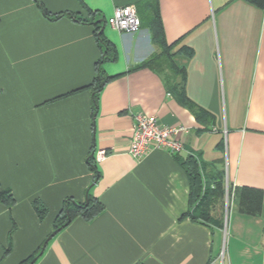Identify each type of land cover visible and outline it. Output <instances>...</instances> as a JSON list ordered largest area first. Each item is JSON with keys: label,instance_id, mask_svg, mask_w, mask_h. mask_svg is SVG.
Wrapping results in <instances>:
<instances>
[{"label": "crops", "instance_id": "0c3cea01", "mask_svg": "<svg viewBox=\"0 0 264 264\" xmlns=\"http://www.w3.org/2000/svg\"><path fill=\"white\" fill-rule=\"evenodd\" d=\"M41 1L52 15L93 12L105 21L116 58L102 70L114 79L95 110L89 87L103 50L94 26L67 15L52 20L33 0H0V193L10 198L0 200V264H26L64 201L88 194L105 210L73 220L34 264L212 263L224 240L222 208L211 210L210 222L193 219L189 156L206 185L223 173L233 195L226 264H264V197L256 215L235 200L243 187L264 196V9L248 0H157L173 57L149 66L162 49L146 0ZM128 6L141 21L134 34L106 23ZM200 112L207 115L198 119ZM135 114L186 127L177 136L181 153L155 149L134 159ZM98 150L106 151L101 162L92 158ZM35 202L47 209L43 220Z\"/></svg>", "mask_w": 264, "mask_h": 264}, {"label": "trees", "instance_id": "16d2710c", "mask_svg": "<svg viewBox=\"0 0 264 264\" xmlns=\"http://www.w3.org/2000/svg\"><path fill=\"white\" fill-rule=\"evenodd\" d=\"M41 12L48 18L52 20L60 19L64 16H69L80 22L88 23L95 28V35L99 43L100 48L103 50L102 57L97 63V76L93 83L90 85L94 93V109L96 110L98 106L99 95L106 86L114 78H109L104 75L102 70V64L108 60H115L116 51L111 43L105 38L103 33H100L103 23H97L100 18H97L96 13L89 12V17L87 19H79L76 15L71 13H60L56 15L50 14L44 7L41 0H33ZM149 8V17L147 23L151 26L152 36L154 41L161 47L162 53L156 57L150 59L144 65H156L159 64V60L162 62L171 61L172 47L168 46L165 41L164 30L162 22L160 19V14L158 10L157 0H146ZM251 4L264 9V0H248ZM104 21V20H103ZM105 22V21H104ZM145 23V22H143ZM159 62V63H158ZM143 66V65H142ZM140 66V67H142ZM206 113L200 112L197 114L198 119H202L206 116ZM93 158V157H92ZM89 165L92 171L95 173V180L98 179V171L95 167L94 160H89ZM183 165L188 173L190 180V206L192 208V214L194 220H201L202 222L212 221L211 210L217 205H220L221 212L223 214L224 196H225V182L223 178V173H219L218 177L213 179V183L206 185L204 178L200 173V168L197 160L189 156L183 162ZM213 184V185H212ZM213 186V187H212ZM8 193H0V200L9 202ZM263 192L258 191L253 188L243 187L235 191V200L239 209L242 213L246 215H256L260 213L263 205ZM8 198V199H6ZM34 208L41 220H43L47 215V209L39 202L34 203ZM105 210L104 204L94 197L92 194H88L87 200L84 202H78L71 198L64 201L62 210L58 214L55 223L54 230L61 229L60 231L67 228L71 222L77 218H82L85 221H91L99 214ZM70 220L68 219V215ZM194 213H199V216H195ZM223 216V215H222ZM214 221V220H213ZM219 229L223 228L222 220L217 222ZM41 248L36 252L26 264L39 255Z\"/></svg>", "mask_w": 264, "mask_h": 264}, {"label": "built area", "instance_id": "2783aa9c", "mask_svg": "<svg viewBox=\"0 0 264 264\" xmlns=\"http://www.w3.org/2000/svg\"><path fill=\"white\" fill-rule=\"evenodd\" d=\"M106 23L113 29L126 33L134 34L140 31L141 21L135 7L128 6L117 8L111 17L106 20ZM133 134L129 147V154L136 160L145 157L151 150L161 149L168 151L174 155L181 153L183 150L182 144L177 140V136L188 131L186 127H164L158 123L155 116L146 114L133 115ZM106 151L98 150L93 156L97 162L105 159ZM229 191L227 193V210L229 209ZM228 215L225 217V227L227 228ZM226 230V229H225ZM226 232L221 252L218 259L210 264H226Z\"/></svg>", "mask_w": 264, "mask_h": 264}, {"label": "rangeland", "instance_id": "374dc122", "mask_svg": "<svg viewBox=\"0 0 264 264\" xmlns=\"http://www.w3.org/2000/svg\"><path fill=\"white\" fill-rule=\"evenodd\" d=\"M225 196H224V205H223V221H224V225H223V229H224V233L226 232V240H225V244H226V259H227V256H228V244H229V241H230V238H231V232H230V227H231V219H232V213H233V208H234V205L232 206V208H231V205H232V197H233V195L232 194H230L229 195V209L227 210L226 208H227V200H226V198H227V193H228V191H229V189L227 190V188H226V186H225ZM229 193H230V191H229ZM226 214L228 215L227 217H228V224H227V228L225 227V217H226ZM222 229V230H223ZM226 229V230H225Z\"/></svg>", "mask_w": 264, "mask_h": 264}, {"label": "water", "instance_id": "95a60500", "mask_svg": "<svg viewBox=\"0 0 264 264\" xmlns=\"http://www.w3.org/2000/svg\"><path fill=\"white\" fill-rule=\"evenodd\" d=\"M97 23H104V21L100 19V20L97 21ZM103 30H104V27H102L100 33H102ZM86 200H87V198H86ZM67 215H68V219L70 220V217H69L68 213H67ZM60 230L61 229H56L48 236V238L45 240L44 244L42 245V248H41V251H40L39 255L36 256L35 258H33L32 261L29 264H34L37 261L38 257L43 254V252H44L47 244L49 243V241L51 239H53L60 232Z\"/></svg>", "mask_w": 264, "mask_h": 264}]
</instances>
